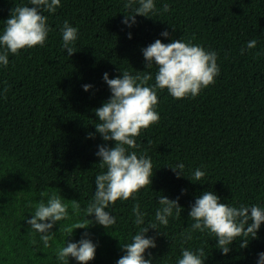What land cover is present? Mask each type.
Here are the masks:
<instances>
[{
  "label": "trees",
  "instance_id": "obj_1",
  "mask_svg": "<svg viewBox=\"0 0 264 264\" xmlns=\"http://www.w3.org/2000/svg\"><path fill=\"white\" fill-rule=\"evenodd\" d=\"M126 2L61 0L55 13H44L50 28L45 45L10 53L8 66L0 65V264H60L57 245L66 246L67 238L78 242L85 232L97 245L88 264H116L125 254L121 241L130 243L139 230L134 205L147 213L146 221L154 220L162 195L179 197L183 210L161 226L160 234L149 230L157 246L146 250V259L178 264L182 247L196 251L203 246L205 264H257L264 252V223L248 247L233 241L227 255L207 233L194 232L191 240L182 234L190 230L191 205L206 190L229 206L264 208V0H154L156 16L138 15L131 27L122 23ZM17 5L32 6L30 0H0V35ZM65 21L79 30L71 57L62 47ZM165 30L168 37L161 35ZM156 39L166 44L180 39L215 51L220 73L196 97L174 99L167 89L157 90L159 121L142 129L135 149L138 156L151 158L152 185L106 209L116 217L110 228L94 223L69 236L63 229L84 219L83 212L73 213L71 199L82 209L92 200L95 178L106 171L97 164L98 146L115 143L104 141L95 128L94 109L111 96L103 74L116 78L124 70L133 75L149 71L148 86L154 85L158 69H146L142 49ZM252 39L257 46L248 49ZM85 84L93 87L85 91ZM89 133L96 135L88 138ZM179 163L189 177L200 167L206 182L178 178L169 166ZM45 192L69 205V218L50 230V248L27 222L35 210L27 205L46 201ZM69 264L79 262L70 258Z\"/></svg>",
  "mask_w": 264,
  "mask_h": 264
},
{
  "label": "clouds",
  "instance_id": "obj_2",
  "mask_svg": "<svg viewBox=\"0 0 264 264\" xmlns=\"http://www.w3.org/2000/svg\"><path fill=\"white\" fill-rule=\"evenodd\" d=\"M60 4L61 0H30L32 6L17 5L11 9L3 34L0 35V49H3L0 51V65L8 66L10 53L19 55L21 49L45 45L50 28L48 17L44 13H55ZM124 8L128 11L125 12L122 23L128 27L137 22L138 15L153 18L157 14L154 0H127ZM162 10L168 12L170 6L164 4ZM78 31V28L68 21H65L60 29L62 47L69 57L77 52L75 42L78 39ZM161 35L168 37L170 33L165 30ZM256 46V39L247 42L248 49ZM244 51L242 48L241 53ZM142 52L146 69H151L153 65L158 69L154 85L148 86L149 81L153 79L149 71L133 75L120 69L122 75L116 78H109L107 72L103 74L111 96L102 106L94 109L99 118L95 128L104 141L115 143L114 146H98L96 156L100 157V160L97 164L100 169L106 171H101L95 178L96 190L92 200L82 209L76 199H71L73 213L80 215L83 212L84 219L63 229L69 236L75 229H87L94 223L104 226L105 229L110 228L116 223V217L106 209L115 205L118 200L127 201L133 198L142 188L152 185L154 174L151 158L146 153L138 156L135 149L139 147L136 138L142 129L159 121V114L155 111L158 104L157 90L167 89L174 99L196 97L202 89L214 84L220 73L215 51H207L202 46L182 42L180 39H174L167 44L156 39L143 48ZM92 87L91 84L83 85L85 91ZM96 133H89L88 138H94ZM169 167L178 178L185 176L193 182H206V173L200 167H197L190 177L185 175L183 163ZM41 195L46 196L47 200L41 199L35 205L32 202L27 205L35 208L34 215L27 222L34 232L40 234L44 247L50 248L54 233L50 230L57 222L69 218V205L63 203L61 196L56 193L45 192ZM158 203L160 206L155 211V219L147 221V213L141 212L139 204L134 205L133 223L139 230L132 236L130 243H124L118 238L125 254L116 264H153L144 254L147 249L157 246L156 238L148 236L147 233L154 229L160 234L161 226L166 227L169 218L174 214L179 216L183 210L179 197L170 199L162 195ZM93 214L94 220L89 219ZM189 219L192 221L190 230L182 234L186 240H191L194 232L207 233L217 240L215 247L227 255L233 241L240 240L239 246L246 248L252 239L257 238L258 230L264 223V208L259 205L229 206L222 203L221 198L213 191L206 190L191 205ZM32 242L36 243L35 240ZM96 250L97 245L90 238V233L85 232L78 242H69L67 238L66 246L57 245L55 254L60 264H69L70 258H75L79 264H88L95 258ZM206 259L203 246L196 251L182 247L178 264H205ZM257 264H264V252L258 254Z\"/></svg>",
  "mask_w": 264,
  "mask_h": 264
}]
</instances>
